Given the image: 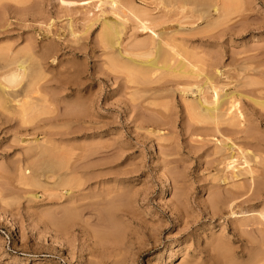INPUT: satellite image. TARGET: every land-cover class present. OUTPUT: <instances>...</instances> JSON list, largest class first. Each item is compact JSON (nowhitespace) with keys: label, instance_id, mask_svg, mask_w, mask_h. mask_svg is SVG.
I'll return each instance as SVG.
<instances>
[{"label":"rangeland","instance_id":"obj_1","mask_svg":"<svg viewBox=\"0 0 264 264\" xmlns=\"http://www.w3.org/2000/svg\"><path fill=\"white\" fill-rule=\"evenodd\" d=\"M113 1L0 0V53L35 86L0 105V264H246L264 239V0ZM214 89L243 114L223 137L198 117ZM43 140L108 156L57 188Z\"/></svg>","mask_w":264,"mask_h":264},{"label":"bare ground","instance_id":"obj_2","mask_svg":"<svg viewBox=\"0 0 264 264\" xmlns=\"http://www.w3.org/2000/svg\"><path fill=\"white\" fill-rule=\"evenodd\" d=\"M62 1H64V0H61V2ZM115 1V0H114ZM113 1V2H114ZM107 2V1H106ZM112 2V3H113ZM115 2H117V1H115ZM109 3V2H108ZM110 3H111V1H110ZM71 4V3H70ZM115 4V3H114ZM114 4H113V6H114ZM111 5V4H110ZM105 24V28L103 29L104 31H105V33L104 32H102L103 33V35L102 36H104L103 38L107 41H105L104 39V41L106 42V43H108V44H110V46H112L113 44H114V42H116L118 39H119V35H120V32H119V29L118 28H116V26H111V23H107V21H106V23H104ZM163 43H165V42H163ZM163 43H161V44H163ZM161 44L160 43H158L157 45V47L158 48H156V50H158V53H157V55H158V57L160 58H156V60L157 61H161V62H163V63H165V62H168V61H170L169 59H168V56H167V54L166 53H164L163 52V48H161V47H163V45L164 46H167L168 45V43H166L167 45H165V44H163L162 46H161ZM118 45H120V44H118ZM167 47H169V46H167ZM169 51H174V52H176L175 54H174V52H172V54L174 55V56H176V54H177V51L176 50H169ZM150 54H152V53H150ZM150 54H147V55H150ZM180 54V53H179ZM179 54L177 55V57L179 56ZM155 55H156V52H155ZM166 56V57H165ZM8 57V55H7V53H5V52H3V53H0V62L1 61H3L4 62V64H5V66L4 65H2V63H0L1 65H0V94H1V98H3V97H6V94L7 93H10V91H8V90H12V91H14V89L16 90L17 88H19L20 90H22L19 86L21 85V81H22V78L24 79V77L23 76H26L27 75V66L25 65V63L23 62V61H18V62H16L13 58H7ZM162 58H164V59H162ZM155 60V62L153 61L152 62V65L153 66H155L156 64V61ZM164 60V61H163ZM150 61V60H149ZM140 63V62H139ZM141 63H142V61H141ZM144 63V62H143ZM154 63V64H153ZM162 63V64H163ZM182 64V68L184 67V64L183 63H181ZM2 66V67H1ZM156 68H159V69H161V70H165V71H167V70H169V62H168V64L167 63H165V64H163V65H161V66H156ZM2 70V71H1ZM185 73L186 74H192V72H190V71H185ZM32 80V79H31ZM31 80H29V82H33V80L31 81ZM28 82V85H27V87H26V85L24 86V84L23 85H21V86H23V88L25 87V90L26 89H30V87H31V85L33 84H31V83H29ZM26 84V83H25ZM31 84V85H30ZM33 86L34 85H32V87L31 88H33ZM35 87V86H34ZM19 89H17V90H19ZM34 89V88H33ZM32 89V90H33ZM24 89L22 90L23 92H24V94H25V92H27V90L25 91ZM21 91V92H22ZM29 91V90H28ZM200 91V90H199ZM214 92H215V97H214V101L213 102H211L210 104H211V106H204L203 104H202V102H200L199 103V109H200V111L198 112V117H201L202 118V121L201 122H204V123H208V124H211L212 126H213V128L211 129V131L212 132H215V133H219V134H221V137H223V134H226V133H230V129H227V128H223V127H225V126H234L235 124H236V122H238L243 116V114H242V112H241V110H240V106H239V103H238V100H236L235 98H234V96H233V94H223V95H219L218 94V92H217V90H215L214 89ZM11 94V93H10ZM14 94V93H13ZM26 96H27V94H25ZM9 95L7 94V97H8ZM13 96V95H12ZM6 97V99H5V102H4V99L3 100H1V98H0V102H1V106L3 107L4 105H5V103L7 102L6 100L7 99H9V98H7ZM13 97H16L15 96V94H14V96ZM12 98V97H11ZM13 99V100H12ZM11 99V102L13 103L14 101H15V98H12ZM17 102H18V104L16 105V106H14V107H17L16 108V110L18 111V112H16L18 115L20 114V116L22 115L23 116V119L25 118V117H27L26 115L28 114V111H27V109H31V108H29L30 106L29 105H27V106H25V105H23L22 104V102L21 103H19L20 101L19 100H16ZM207 102V101H206ZM257 103H259L258 101H256ZM261 102L262 101H260V105H262L261 104ZM263 102H264V100H263ZM262 102V103H263ZM3 103H4V105H3ZM8 103V102H7ZM6 103V104H7ZM9 104H10V102H9ZM6 106V105H5ZM28 107V108H27ZM196 109H198V108H196ZM27 112V113H26ZM22 116H21V118H22ZM39 127V126H38ZM66 127V126H65ZM66 130L65 131H61V132H63L62 134H60L58 131L57 132H54V133H59L60 134V136H58V135H56V136H58L57 138H59V137H66V136H68V135H66L67 133H69V131H70V128H69V130L67 129V128H65ZM81 129V128H80ZM80 129H78L79 130V132H80ZM64 130V129H63ZM78 130H76V131H78ZM71 131H73L72 129H71ZM75 131V130H74ZM73 131V133L75 134V132ZM82 131V130H81ZM78 132V134H81V133H79ZM46 133V134H45ZM52 133V132H51ZM43 134L44 135H49L50 133L49 132H46V131H44L43 132ZM70 134L72 135V132H70ZM69 134V135H70ZM51 135V137H55V134L52 136V134H50ZM66 135V136H65ZM73 136V135H72ZM82 136V135H81ZM86 136V135H85ZM45 137V136H44ZM46 139V138H45ZM44 139V140H45ZM62 139V138H61ZM65 139V138H64ZM43 140V141H44ZM48 140V139H47ZM56 141V140H55ZM61 141V140H60ZM63 141V140H62ZM61 141V142H62ZM50 141H48V144H46V146H45V141L44 142H41V145L43 146V150H40V151H42V152H39V150L38 149H36L37 147L39 148V145H37V147L36 148H34V150H37V151H35V152H39V153H41V155H42V157H43V159L42 160H46L47 162H48V165H47V167L49 166V164L50 165H52L51 167H53V168H51V170H50V168H49V170H50V175H48L49 174V172H46L47 170H48V168H46L47 170L45 171L46 173H48V174H46V175H48L47 176V178L49 177V179H53L54 180V182H53V180H52V182L54 183V186L56 185V187L57 186H62L61 188H63L64 186L65 187H67V185L68 184H72V185H74L75 184V186H73L74 188H79V187H81L82 188V186H83V188H84V185H87V183L85 184V182L86 181H90V178H88L89 176L91 177L92 176V174L94 173V172H92V171H87L86 173L84 172L83 173V170H88L89 168H91V170L93 169V168H96V167H99V168H101V165H103L102 163H103V161H101V160H104V159H102V157H104V156H102L101 154H103V155H107L108 153H107V151H106V153H97L96 151V149H98V148H96L95 150L93 149V150H87L88 148H90V146H88L87 147V149H86V147H84L83 149H86V151L85 150H83L82 149V147H80L83 151H81L80 152V148H79V146H78V150H79V154H75V155H72L71 153H68V151L70 150V152H71V149H73L74 147L73 146H71V147H73V148H68V146H67V148H68V151H66L67 150V148L65 149V150H63V148H62V150L63 151H65V153L63 152L62 153V151L60 150L61 148L58 146V148H56L57 147V145L55 144V143H53L54 145H53V149L55 150V149H59V150H57L58 151V153H54V152H52V153H49L51 150H52V147L50 148V145L52 144H50L49 143ZM59 142V141H58ZM220 143H221V146L222 147H224V148H228V145H227V143H226V141H220ZM50 144V145H49ZM61 144V143H60ZM59 144V145H60ZM259 144V143H258ZM49 145V146H48ZM56 145V146H55ZM260 145V144H259ZM49 147V152H48V147ZM47 148L46 150L47 151H44V148ZM40 148H41V146H40ZM77 149V148H76ZM98 150H100V149H98ZM53 151V150H52ZM56 150H55V152H57ZM59 151H61V153H59ZM90 151V152H89ZM91 151H93V152H91ZM101 151V150H100ZM67 152V153H66ZM72 152H73V150H72ZM102 152V151H101ZM81 153V154H80ZM32 154H34V151H33V153ZM37 155H39V157H41L40 156V154H37ZM255 155L256 154H254V157H255ZM75 156V157H74ZM108 156V155H107ZM38 157V158H39ZM74 157V158H73ZM104 158H106V157H104ZM41 160V159H40ZM36 162H39V161H36ZM43 162H45V161H42V162H40L38 165L39 166H36V167H40L41 165H42V163ZM99 162H101V165H99L98 163ZM46 163V162H45ZM44 163V164H45ZM113 163V162H112ZM115 163V162H114ZM33 164H37V163H35V162H32V167H33ZM43 164V165H44ZM96 164H98V165H96ZM43 165L41 166V167H43ZM95 165V166H94ZM46 167V166H45ZM45 167H43V169H45ZM93 167V168H92ZM103 167V166H102ZM27 168V167H26ZM29 168H30V170H34L35 171V169L34 168H31L30 167V165H29ZM108 169V168H107ZM26 170V169H25ZM29 170V171H30ZM40 170V169H39ZM39 170H38V172H39ZM48 170V171H49ZM33 171V172H34ZM41 171V170H40ZM100 171H102L101 169H100ZM43 172V171H42ZM63 172V173H62ZM29 173H31V175H32V172L30 171ZM78 173L80 174L81 173V175L83 174V176L84 175H86L85 177V179H87L86 181L84 180V178L83 177H81V175H79L78 176ZM92 173V174H91ZM100 173V172H99ZM34 174H40V173H37V171H35L34 172ZM41 174H43L44 175V173H41ZM70 174H73V175H71V176H74V178L72 177V178H70L69 177V179L68 178H64V177H68ZM89 174V175H88ZM63 175V176H62ZM34 176V175H33ZM37 176V175H36ZM40 176H42V175H40ZM45 176V175H44ZM88 176V177H87ZM78 177H81L82 178V180L84 181V183H83V181L81 180V178H79L78 179ZM27 178H30V176L29 177H26V179L24 178V179H22V181L21 182H23V180H24V182L25 183H22L23 185L25 184V185H27L28 184V186H29V183H32V185H36V184H38V181L37 180H35V181H37V183L36 184H33V182H31V181H28L29 179H27ZM46 178V177H45ZM92 178V177H91ZM71 179V180H70ZM73 179H76L75 181H76V183H74L75 181L73 180ZM78 179V180H77ZM89 179V180H88ZM250 179H252V178H250ZM74 183H72V182ZM82 181V182H81ZM100 182V181H99ZM35 183V182H34ZM251 183H253V182H251ZM84 184V185H83ZM31 185V184H30ZM250 187V186H249ZM249 187H245V192L243 193L242 192V194L240 193V192H237L239 195H237L236 196V192H235V196L234 197H244V196H246L247 194H249V192H250V188ZM58 188V187H57ZM60 188V187H59ZM71 188H72V186H71ZM81 188H79L78 190L80 191V189ZM247 188H249V189H247ZM73 189V188H72ZM82 190V189H81ZM247 190V191H246ZM81 192V191H80ZM261 193V192H260ZM233 197V200L235 199ZM238 197V198H239ZM250 198V197H249ZM248 198V199H249ZM230 200H232V199H229V202H230ZM236 200V199H235ZM216 201L218 202V200L216 199ZM215 201V202H216ZM246 201V200H245ZM245 201H241V202H243V203H245ZM248 201V200H247ZM214 202V203H215ZM233 202V201H232ZM96 205L98 204V203H95ZM95 204H93V205H95ZM88 205V204H87ZM90 205V204H89ZM90 206H92V205H90ZM239 206V205H238ZM240 207H241V203H240ZM72 208V207H71ZM70 208V209H71ZM75 208V207H74ZM73 209V208H72ZM250 209V208H249ZM72 211L73 210H68L66 213H67V218H69V214L70 215H72ZM251 212H253L252 211V209L250 210ZM255 211V210H254ZM109 211H107L106 213H108ZM247 212H249V211H240L239 213H244V214H246ZM264 212V211H263ZM263 212H260V213H258L261 217H263V215H264V213ZM65 213V212H64ZM65 213V214H66ZM105 213V212H104ZM104 213H102V214H104ZM232 214H235L234 212L232 213ZM75 215H77L76 213L74 214V216ZM64 216V215H63ZM105 218H106V215H103ZM103 216H102V219H103ZM108 216V215H107ZM71 217V216H70ZM73 217H71V219H72ZM75 218V217H74ZM59 220V219H58ZM56 220L55 222H56V224L57 223H60L59 221H61V220ZM64 220H65V218H64ZM67 220V219H66ZM65 220V221H66ZM70 220V219H69ZM58 221V222H57ZM68 221V220H67ZM62 222V221H61ZM64 222V221H63ZM61 224V223H60ZM59 225V224H58ZM66 226H67V224H65ZM58 227V226H57ZM263 227V226H262ZM65 228V227H64ZM259 228V227H258ZM264 228V227H263ZM61 229V228H60ZM255 230V229H254ZM253 230V231H254ZM264 230V229H263ZM262 230V231H263ZM256 231V230H255ZM259 231H261L260 229H259ZM97 235H98V233H97ZM260 240V239H259ZM248 241H251L250 242V244L252 243V241L253 240H248ZM247 241V242H248ZM257 241V240H256ZM254 243V245H257L258 243H256L255 241L253 242ZM252 243V244H253ZM247 244H249V243H247ZM249 244V245H250ZM254 245H253V248H254ZM248 246V245H247ZM259 246V250L258 249H256V252H257V250L258 251H261L262 253H260V252H257L256 254L257 255H254L255 254V251L254 252H252V253H254L253 255H252V257H250V259L248 258L247 260V263L246 264H259V263H263V260H264V250H262V248H264V239L262 240V238H261V243H260V245H258ZM249 247V246H248ZM251 247V246H250ZM248 248V250L250 249V250H252L253 248ZM253 250H255V248L253 249ZM250 254H251V252H249ZM248 253V255L250 256V254ZM260 253V254H259ZM215 259H219V257H214ZM213 257H212V259H214ZM225 258L226 257H224V261L226 262V264L227 263H229L228 262V260L230 259L229 257L228 258H226V259H228V260H225ZM214 259V260H215ZM220 259H222V258H220ZM219 259V260H220ZM230 260H232L231 261V263L233 262V260L234 259H230ZM216 261V260H215ZM222 261V260H221ZM235 261V260H234ZM220 262V261H219ZM219 262H218V264H219ZM225 262H224V264H225ZM249 262V263H248ZM215 263H217V262H215ZM230 263V264H231ZM235 263H236V261H235ZM234 263V264H235ZM220 264H223V263H221L220 262ZM233 264V263H232ZM236 264H240V263H236ZM243 264H245V263H243Z\"/></svg>","mask_w":264,"mask_h":264}]
</instances>
